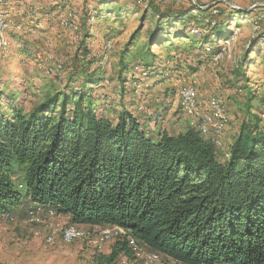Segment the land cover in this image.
Wrapping results in <instances>:
<instances>
[{
	"label": "trees",
	"instance_id": "trees-1",
	"mask_svg": "<svg viewBox=\"0 0 264 264\" xmlns=\"http://www.w3.org/2000/svg\"><path fill=\"white\" fill-rule=\"evenodd\" d=\"M211 12L198 2L188 14L154 11L179 27L195 21V29L213 32V18L223 11ZM148 35L152 42L154 32ZM134 69L159 74L152 61ZM86 97L83 91L46 97L27 114L0 108V216L38 205L78 228L123 229L173 264H264V127L258 120L242 124L224 153L225 140L220 151L192 127L154 135L128 111L111 121ZM119 257L135 258L124 238L104 260Z\"/></svg>",
	"mask_w": 264,
	"mask_h": 264
},
{
	"label": "rangeland",
	"instance_id": "rangeland-1",
	"mask_svg": "<svg viewBox=\"0 0 264 264\" xmlns=\"http://www.w3.org/2000/svg\"><path fill=\"white\" fill-rule=\"evenodd\" d=\"M4 1L10 2L11 19L9 47L0 56L2 112L27 114L46 97L83 91L91 108L111 121L128 111L154 135H179L192 126L180 110L178 91L194 77L199 96L217 99L226 115L224 153L242 124L258 120L264 127V40L251 43L264 37V0ZM197 2L208 14L223 11L213 18L215 30H205L206 38L189 34L200 27L193 20L179 27L178 20L155 17V10L188 14ZM68 11L77 17L76 31L60 25ZM151 31L154 40L149 42ZM233 33L224 58L212 63L220 39ZM148 61L159 76L134 69ZM29 207L22 204L0 216V264H106L114 241L101 250L82 242L46 245L34 236ZM55 223L64 226L68 220L57 216ZM112 264L146 263L119 257ZM153 264L173 263L160 258Z\"/></svg>",
	"mask_w": 264,
	"mask_h": 264
},
{
	"label": "built area",
	"instance_id": "built-area-1",
	"mask_svg": "<svg viewBox=\"0 0 264 264\" xmlns=\"http://www.w3.org/2000/svg\"><path fill=\"white\" fill-rule=\"evenodd\" d=\"M68 1L65 0V2ZM9 8L10 2L0 0V56L9 47L7 39V31L11 19ZM76 19V15L68 11L60 20V25L66 29L76 31ZM254 29L256 30L257 27ZM189 32L191 36L198 39H201L206 34L205 30L195 28L190 29ZM235 36L236 33H233L219 43V49L213 55L212 63L217 64L224 58ZM211 50L210 47L205 49L206 52H211ZM179 83H181V80H179ZM183 83L182 89L178 91L182 114L191 122L192 128L221 151L228 127V121L221 103L214 98H201L198 94L194 77H189ZM56 218L55 211L42 206L31 205L27 210V219L34 227V236L42 239L46 245H54L57 241L65 245L82 242L92 249L101 250L106 244L124 238L133 251L135 258L143 260L146 264L157 263L160 260L158 254L145 250L123 229L108 227L91 233L82 231L74 225L61 226L56 224Z\"/></svg>",
	"mask_w": 264,
	"mask_h": 264
},
{
	"label": "crops",
	"instance_id": "crops-1",
	"mask_svg": "<svg viewBox=\"0 0 264 264\" xmlns=\"http://www.w3.org/2000/svg\"><path fill=\"white\" fill-rule=\"evenodd\" d=\"M163 20H171L170 18H166V17H164V18H162Z\"/></svg>",
	"mask_w": 264,
	"mask_h": 264
}]
</instances>
